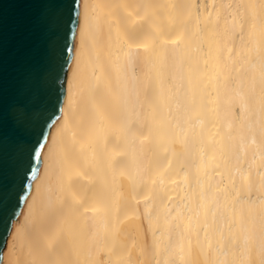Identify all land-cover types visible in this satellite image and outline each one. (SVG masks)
Returning a JSON list of instances; mask_svg holds the SVG:
<instances>
[{"label":"bare ground","instance_id":"bare-ground-1","mask_svg":"<svg viewBox=\"0 0 264 264\" xmlns=\"http://www.w3.org/2000/svg\"><path fill=\"white\" fill-rule=\"evenodd\" d=\"M71 54L0 264H264V0H80Z\"/></svg>","mask_w":264,"mask_h":264},{"label":"water","instance_id":"water-1","mask_svg":"<svg viewBox=\"0 0 264 264\" xmlns=\"http://www.w3.org/2000/svg\"><path fill=\"white\" fill-rule=\"evenodd\" d=\"M79 1L0 0V261L62 111Z\"/></svg>","mask_w":264,"mask_h":264}]
</instances>
